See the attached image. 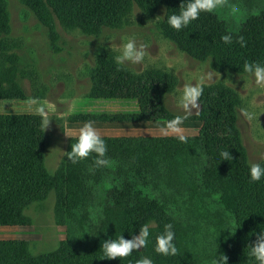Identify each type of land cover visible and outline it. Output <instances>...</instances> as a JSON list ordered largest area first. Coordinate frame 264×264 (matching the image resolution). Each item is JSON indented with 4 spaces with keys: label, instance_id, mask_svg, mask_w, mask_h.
Wrapping results in <instances>:
<instances>
[{
    "label": "trees",
    "instance_id": "1",
    "mask_svg": "<svg viewBox=\"0 0 264 264\" xmlns=\"http://www.w3.org/2000/svg\"><path fill=\"white\" fill-rule=\"evenodd\" d=\"M130 1L141 7H164V36L195 60L211 58L217 67L236 74H245L246 60L264 64V12L237 26L225 25L215 11L201 13L198 20L176 31L167 24V17L178 14L181 3L189 0H23L40 25L53 32V43L57 38L54 19L62 26L74 24L92 31L110 28L120 21ZM5 33L6 23L0 9V101L22 100L20 87L2 74ZM226 34L232 35L231 44L222 42L221 37ZM240 36L246 41L245 47L236 43ZM117 68L115 60L105 58L97 63L92 76L89 99L105 103V112L79 114L70 118L71 123L170 120L163 101L170 91V82L160 75H136ZM200 104L197 117L200 134L186 143L176 137L102 138L107 146V166L96 167L95 154L76 164L65 156L55 174L45 166L40 117L0 114V227L28 226L25 210L47 200L51 194L63 219L78 220L81 230L89 224L96 226L90 240L81 246L68 238L56 249L37 255L30 252L27 242L0 241V264H135L141 257L151 258L153 264H195L194 258L185 263L181 260L180 248L182 245L185 248L186 242H183L180 211L174 208H182L184 202L194 200L195 196L197 201L204 199L206 190L219 194L223 210L234 223L233 234L213 250L214 260L223 254L228 257L226 264H256L247 247L255 240L256 233L264 231V177L258 182L250 178L246 156L239 144L232 94L218 86L206 89ZM76 139L68 140L66 153L71 151ZM224 150L230 152L231 161L221 159ZM79 187L95 192L109 189L110 193L103 202H67L69 190ZM163 187H176L174 199L162 203L157 198L163 194L158 192L156 199L151 200L150 195L156 191L149 190ZM142 190L151 193L143 200L138 198ZM127 194H132V199L123 201ZM99 209L107 210L108 216L99 213ZM153 222L156 224L147 247L123 260H106L101 249L105 241L120 235L131 239L139 234L142 225ZM167 224L173 225L174 243L179 250L176 256L155 252L156 236ZM202 259L198 257L197 264Z\"/></svg>",
    "mask_w": 264,
    "mask_h": 264
},
{
    "label": "rangeland",
    "instance_id": "2",
    "mask_svg": "<svg viewBox=\"0 0 264 264\" xmlns=\"http://www.w3.org/2000/svg\"><path fill=\"white\" fill-rule=\"evenodd\" d=\"M232 6L238 11L233 12ZM0 9L6 23V33L2 37L5 49L2 74L19 86L24 94L22 100L0 101V114L37 115L36 106L29 103L30 98H37L48 108L51 121L49 128L44 131V160L51 174L58 171L65 158L68 140L77 138L80 123H71L70 118L79 114L103 113L99 110L106 109L105 103L89 99L97 63L105 58L115 60L119 54L118 46L133 37L138 43L147 45L149 55L142 65H129L124 70L136 75H160L170 82V91L163 99L170 119L182 114L178 99L183 85L196 83L204 73L214 70L219 76L214 72L213 79L205 81L204 90L218 86L232 94L239 144L245 153L247 165L250 167L251 163L264 162V88L257 87L246 74H236L217 67L211 60L209 64V60L191 58L168 40L162 32L166 16L164 7H141L130 1L125 5L120 21L110 28L99 27L96 31L80 29L74 24L62 26L54 19L56 43L51 39L53 32H48L40 25L23 0H0ZM263 12L264 0H228L224 7L215 10L218 19L230 26H237ZM97 107L101 109L97 110ZM241 108L254 113L258 118L246 120L240 113ZM197 117L191 116L182 125L187 139L200 134L201 123ZM156 133H162V137H175L159 130ZM149 191L156 193L150 195L142 190L138 198L143 200L150 195V199L154 200L155 195L161 192L163 196L157 199L166 203L174 199L176 187ZM204 192V199L197 201L198 197L195 196L194 200L184 202L182 208H174L180 211V225L184 229L183 242L186 245L185 248L183 245L179 247L183 263L194 258L197 264L199 257L203 258L198 260L201 261L199 264H212L215 254L213 250L233 234V220L223 210L219 194L207 190ZM109 193V189L95 192L91 188H72L66 201L85 204L91 201L103 202L108 199ZM127 195L128 198L123 196V201L132 199V194ZM54 201V195L51 194L47 200L28 207L25 210L28 226L0 227V241L27 242L30 252L37 255L56 249L68 238L76 246L90 240L91 232L96 228L94 223L87 222L90 226L81 230L78 220L62 218V212ZM102 212L105 215L109 213L99 209V213ZM155 224H150V235Z\"/></svg>",
    "mask_w": 264,
    "mask_h": 264
},
{
    "label": "clouds",
    "instance_id": "3",
    "mask_svg": "<svg viewBox=\"0 0 264 264\" xmlns=\"http://www.w3.org/2000/svg\"><path fill=\"white\" fill-rule=\"evenodd\" d=\"M227 2L228 0H189L186 4L181 3L178 14L174 13L168 16L166 22L172 29L180 31L193 21L198 20L201 13H212L216 9L224 7ZM232 11L236 12L238 9L232 6ZM157 18L163 20L162 17ZM221 40L225 44H231L233 42L231 34L222 36ZM236 43L241 47L246 46V41L243 36L238 37ZM118 47L119 54L115 57L118 71L126 69L129 65H142L145 57L149 55L147 45L138 43L134 37L128 38L125 43ZM214 72L219 76V74L213 70L204 73L198 82L185 83L183 85L181 95L178 99V106L182 114H177L174 118L165 122L161 129L165 135L175 136L182 143L187 142V136L184 134L185 130L182 125L191 116L200 114V98L203 95L204 83L206 80L210 81L213 79ZM243 72L251 78L252 82L257 87L264 88V64L246 60L243 64ZM231 85L233 88L235 87V85ZM29 103L36 106L35 111L41 119V128L44 132L49 128L51 121L48 108L37 98H30ZM240 113L249 121L258 118L254 113L245 108H241ZM106 153L107 146L100 132L94 126L93 121H88L79 128L76 142L71 145V151L64 153V155L69 162L76 164L89 158L92 154H95V166L104 167L109 164V160L105 158ZM220 156L223 161H231L233 159L230 152L227 150L221 151ZM249 174L253 182L260 181L261 178L264 177V166H261L260 163H251ZM149 237L150 224L146 223L139 228L138 235L133 236L131 239H124L121 235L116 239H109L102 244L101 249L103 250L106 260H123L131 256L133 252L147 247ZM174 240L175 233L173 231V225H165L164 231L156 236L155 252L163 256L178 255L179 250L175 246ZM247 248L249 249V256L256 261V264H264V231L256 233L255 240L248 245ZM227 259L228 257L226 255L221 254L220 259L214 260L212 264H226ZM135 264H153V261L149 257H141L136 260Z\"/></svg>",
    "mask_w": 264,
    "mask_h": 264
},
{
    "label": "crops",
    "instance_id": "4",
    "mask_svg": "<svg viewBox=\"0 0 264 264\" xmlns=\"http://www.w3.org/2000/svg\"><path fill=\"white\" fill-rule=\"evenodd\" d=\"M99 111L105 112V109ZM111 111H116V110L112 109ZM83 124L84 123H80V127H82ZM164 124L165 122H156V123L122 122V123H94V126L98 129L102 138L153 137V136L162 137L160 136L163 135L162 133H156V132L157 130L161 131ZM149 133H153V134H149Z\"/></svg>",
    "mask_w": 264,
    "mask_h": 264
}]
</instances>
